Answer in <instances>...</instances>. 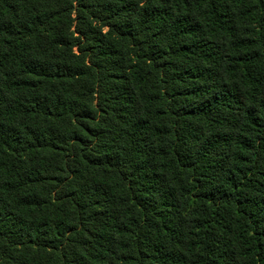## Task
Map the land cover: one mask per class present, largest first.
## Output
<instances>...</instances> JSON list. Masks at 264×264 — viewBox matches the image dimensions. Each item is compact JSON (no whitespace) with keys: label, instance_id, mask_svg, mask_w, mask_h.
Instances as JSON below:
<instances>
[{"label":"trees","instance_id":"obj_1","mask_svg":"<svg viewBox=\"0 0 264 264\" xmlns=\"http://www.w3.org/2000/svg\"><path fill=\"white\" fill-rule=\"evenodd\" d=\"M0 264H264V0H0Z\"/></svg>","mask_w":264,"mask_h":264}]
</instances>
